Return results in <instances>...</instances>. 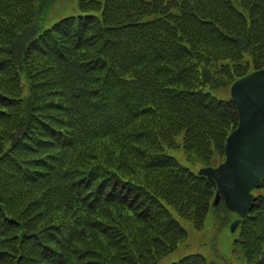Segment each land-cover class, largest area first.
<instances>
[{
    "label": "trees",
    "instance_id": "16d2710c",
    "mask_svg": "<svg viewBox=\"0 0 264 264\" xmlns=\"http://www.w3.org/2000/svg\"><path fill=\"white\" fill-rule=\"evenodd\" d=\"M82 9L40 33L35 0H0V250L40 229L65 255L35 259L155 264L186 234L174 211L201 225L215 186L168 148L183 133L190 160L223 156L238 112L211 89L264 67V0ZM256 202L241 236L263 264L264 193Z\"/></svg>",
    "mask_w": 264,
    "mask_h": 264
},
{
    "label": "water",
    "instance_id": "95a60500",
    "mask_svg": "<svg viewBox=\"0 0 264 264\" xmlns=\"http://www.w3.org/2000/svg\"><path fill=\"white\" fill-rule=\"evenodd\" d=\"M240 126L228 138L227 161L202 174L215 178L228 207L244 216L254 199L251 190L264 177V70L239 81L232 89Z\"/></svg>",
    "mask_w": 264,
    "mask_h": 264
},
{
    "label": "rangeland",
    "instance_id": "374dc122",
    "mask_svg": "<svg viewBox=\"0 0 264 264\" xmlns=\"http://www.w3.org/2000/svg\"><path fill=\"white\" fill-rule=\"evenodd\" d=\"M79 13H81L80 0H53L47 11V25L53 24L62 17ZM224 89L228 90L226 86ZM219 94L224 96L222 92H219ZM179 153L180 151H177L175 155L179 156ZM212 159L220 161L222 156L219 158V155H215ZM263 186L261 185L255 190L259 192ZM215 192L216 190L210 196V204L213 201L212 198ZM223 210L217 209L215 214H212L213 210H211L202 229H197L192 222L183 221L189 231L187 241L174 252L164 256L161 264L176 261L184 255L194 252L204 254L209 264H245L242 250L235 248V232L230 229L232 220L223 224L219 217L223 215Z\"/></svg>",
    "mask_w": 264,
    "mask_h": 264
}]
</instances>
